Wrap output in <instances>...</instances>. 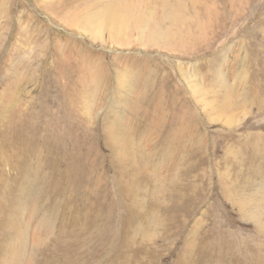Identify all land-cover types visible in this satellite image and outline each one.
<instances>
[{
  "label": "rangeland",
  "instance_id": "obj_1",
  "mask_svg": "<svg viewBox=\"0 0 264 264\" xmlns=\"http://www.w3.org/2000/svg\"><path fill=\"white\" fill-rule=\"evenodd\" d=\"M13 246L264 264V0H0V264Z\"/></svg>",
  "mask_w": 264,
  "mask_h": 264
},
{
  "label": "bare ground",
  "instance_id": "obj_2",
  "mask_svg": "<svg viewBox=\"0 0 264 264\" xmlns=\"http://www.w3.org/2000/svg\"><path fill=\"white\" fill-rule=\"evenodd\" d=\"M109 15L111 16V14ZM123 22H124L123 20L116 21V23L119 25H122ZM9 264H28L26 261H22V251L19 246H13Z\"/></svg>",
  "mask_w": 264,
  "mask_h": 264
}]
</instances>
